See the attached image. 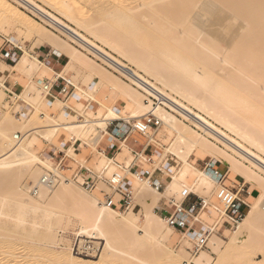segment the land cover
Returning <instances> with one entry per match:
<instances>
[{"label": "bare ground", "instance_id": "6f19581e", "mask_svg": "<svg viewBox=\"0 0 264 264\" xmlns=\"http://www.w3.org/2000/svg\"><path fill=\"white\" fill-rule=\"evenodd\" d=\"M14 1L37 13L46 22L47 26L37 27V32L30 30V36L36 42H48V46L54 48L56 58L63 54L69 62L77 64L76 74H84L85 83L95 78L109 79L113 83L111 87L124 95L121 113L111 108L105 112L98 107L93 110L78 101L72 107L61 98H55V104L62 109L60 122L45 116L49 125H43L33 118L35 126L26 130L27 115L18 118L20 123L8 117L3 120L5 125L0 127V186L5 185L6 180L11 182L9 184H16L27 175L35 181L25 188L26 191L14 183L11 187L6 183V190H9L6 192L13 201L12 218L16 227H25L32 215L34 227H40L45 221L51 222L47 227L50 233L53 225L62 224L67 211L70 216L74 214L81 220L80 237L105 242V257L91 260L77 259L66 252L67 248L54 255L49 249L54 243L48 241L30 246L34 256L42 258V262L47 260L49 264H147L144 254L154 250V256H158L152 258V262L181 264L179 257L168 255L166 247L159 246V249L155 244L166 243L175 230L154 210L165 193L157 191L149 180H142L129 170L127 175L135 178L132 184L134 201L145 210L142 223L139 216L129 219L134 208L125 216L109 208L95 194L75 185L62 184L54 190L42 188L35 194L32 187L38 185L44 168L50 169L51 165L37 156L35 146L39 139L31 135H38L45 128V133L39 134L45 141L52 142L63 131L68 136L67 141L98 148L105 135L110 134L107 129L113 121L119 123L120 134L128 131V136L133 138L136 132L134 122L154 114L161 120V126L146 134L149 143L157 144V132L162 128V132L174 140L167 151L183 163L175 176L167 173L171 181L165 191L176 194L182 189L174 195L181 200L185 189L196 193V187L206 194L212 186L218 187L210 172L198 170L190 163L194 156L203 161L209 158L211 163L216 160L228 167V175L244 180L264 194V0H222L224 4L218 2L221 0H86V5H93L95 13L88 18H81L78 13L81 10L75 9L77 2L74 0H43L62 15V19L34 0ZM6 13L14 20L5 16ZM0 16H4L8 20L6 24L13 27L20 14L18 9L0 0ZM27 22L31 21L27 19ZM50 28L68 39L58 37ZM17 45L24 53L20 61L15 66L0 62V71L4 68L28 73L41 71L38 81L42 84L50 83L49 77L55 75L54 79L64 77L24 46ZM90 55L101 60L102 64ZM104 65L110 66L114 72ZM66 70L71 73V68L66 67ZM5 90H8L5 79L0 77V102ZM41 95L28 93L27 98L41 104L46 98ZM74 97H78L77 87ZM153 99L158 100L157 105ZM40 118L44 119V116ZM132 121L131 130H128L127 125ZM16 128L23 132L22 137L15 132ZM94 132L97 133L93 135ZM140 140L146 142L147 138L141 136ZM175 146L179 149L174 150ZM127 153L132 156V148L122 143L117 156ZM101 155L104 156L102 167L106 156ZM132 161V157L126 159L128 168ZM188 177L194 178V185L183 183ZM69 202L72 207H67ZM2 205L3 210L8 207L7 202ZM0 214L3 211L0 210ZM38 218L41 224L36 222ZM139 232L144 235L140 236ZM260 233L264 240V195L250 205L232 232L231 240L253 244L259 254L264 251ZM183 234L187 236L189 233ZM5 246L9 255L13 256L12 253L17 251L15 246ZM10 250L14 252L10 253ZM140 250L143 253L137 256L135 253ZM220 250V247L215 248L223 259L225 255ZM242 256L246 259L242 258L240 262L248 264L249 253ZM207 258V254L202 253L197 263L209 264ZM256 264H264V260L258 259Z\"/></svg>", "mask_w": 264, "mask_h": 264}, {"label": "rangeland", "instance_id": "374dc122", "mask_svg": "<svg viewBox=\"0 0 264 264\" xmlns=\"http://www.w3.org/2000/svg\"><path fill=\"white\" fill-rule=\"evenodd\" d=\"M34 1L39 6H41L42 8L46 9L47 11L55 14L56 16H58L59 18L62 19V15H60L51 6L46 4L43 0H34ZM71 1H73V0H71ZM74 1L77 2V3H75L76 4L75 9L81 10L80 12L78 11L79 15L82 16L81 18H83V17L88 18L92 15H95V13L93 11L94 10L93 5H90L88 3L86 5V0H74ZM4 2L8 3V5H10L13 9H18V13L20 14V17H19V19L16 18L17 24H16V26L12 27V25L6 24V21H8V20L5 19L4 16H2V17L0 16V56L2 58H4L2 56L1 50L4 46V42L6 39L10 40L14 44H20V45L24 46V49H26L32 55L38 57L42 61H44V57L40 58L39 52L45 46L47 47V49H49L50 53L53 56H55L54 55V53H55L54 48L49 47L48 42H43V43L42 42H36V39L33 36H30L31 35L30 30H32V32H37V30H38L37 27H40L41 25L47 26L44 19H42L41 16L38 15L37 13L33 12L32 10H29L28 8H26L24 6H21L20 4H18L14 0H4ZM218 2H220L222 4L225 3L222 0L218 1ZM4 15L7 17H12L11 14H9V13H6ZM11 19L14 20L13 17ZM27 19H29L31 22H27ZM63 20L66 21L68 24L72 25L65 18ZM50 30L55 32L51 28H50ZM56 34L58 37H60L62 39H65V40L68 39L67 37L63 36L62 34H59V33H56ZM82 51L84 53H87L84 50H82ZM23 54H24L23 51L21 53H18V57L15 60V62L13 63V66H15L20 61ZM59 55H60V58L63 57L61 60L62 65H61V67H59V69H54L48 63H47V66L50 68H53L58 74H63L64 77H67L68 79H70L72 81V83L74 84V86L77 87V93H78V97L71 98L69 102H66L65 99H62V100H64V102L70 104L72 107H75L76 106L75 102L77 103V101H78V102L83 103L81 101L82 99L88 100V101H96V103L98 104V109L102 110L103 112H105L107 110V108H111L114 111L121 113L120 111L123 110V107H124L123 106L124 95L122 94V92H119L115 87L114 88L111 87L113 84L112 80L110 82L109 79H108L109 80L108 81V80H105V78H104V80H100V79L95 78L93 81H89V82L85 83V79H86V78H84L85 75L83 74V75L78 76L76 74L77 64H75L73 62H69L68 58L65 55H63V54H59ZM115 55H117V54H115ZM90 57L92 59H94L97 63L102 64L101 60L93 57L92 55H90ZM0 62H2V61L0 60ZM32 62H34L33 59H32ZM125 62H126V64L129 63L126 60H125ZM129 65L132 66L130 63H129ZM66 67L71 68V73L67 72ZM104 67L107 70L114 72V70L110 66L104 65ZM10 70L12 72L13 80H15L16 82H18L22 85V90L14 93V94L8 93L7 90H5L3 92L2 100L0 102V127L5 125L3 123V120L6 117H8L10 119H16L17 123L18 122L20 123V119H18V118H22L23 115H27L25 118L26 125H28L26 130H29L33 126H35V124H33L35 122V120L33 118H37L39 123H44L43 125H49L48 123H46V117L45 116L52 117L57 122H60V114H62V112H61L62 109L55 104V98L47 96V94L44 92V87L47 84H42L38 81L39 80L38 78H39L41 71L28 73L26 71L20 72V71H15V70L13 71L12 69H10ZM116 75L119 78H121L124 82H127V79H125L123 76H121L119 74H116ZM55 76L51 77V78L49 77V80H51L52 82L57 80V79H54ZM49 80L47 82H49ZM79 88L81 90L84 89L85 94L83 93V90L81 91ZM37 92H38V94L42 93V95L46 96V98L44 99L45 102H41V104H39V103H35L31 99L27 98L28 93H31L32 95H34V94L37 95ZM86 94L90 95V97L87 96ZM91 97L94 100H92ZM42 114L44 116V119L40 118V117L43 118ZM74 115L78 116L77 113H75ZM80 119L83 120L84 119L83 116H81ZM29 121L31 122V124H29ZM1 123H3V124L1 125ZM132 124H133V121H132V123H129V125H127L128 130L129 129L131 130ZM14 130L16 133H18L20 135V137H22V135H23L22 131H20L17 128ZM14 130H11V131L13 132ZM46 130H47L46 128L42 129V131L40 133L43 134V133H45ZM107 131H108V133L109 132L112 133V128L107 129ZM10 132L8 131L7 133L12 135V132L11 133ZM40 133H38V135L32 134L31 136L38 137L39 140L37 142V145L35 146V153L42 160H45V161H49L48 157H51L49 154V152L51 150H55V149L58 150V148L63 149L65 144L70 142V141H67L68 136L63 131L61 133H59L58 138L53 140L52 142H48V141H45L44 139H42L39 135ZM95 133H97V132H94L93 135H95ZM228 134H230V133L228 132ZM231 135L233 136V134H231ZM132 136H133V138L131 137L132 144H134L135 140L138 142L141 141L140 140L141 135L138 132H134V134ZM158 136H162V137H158ZM168 136H169L168 133L162 132V128L157 132V138H156L157 144L154 143L156 145V147L158 148V150L156 152H154V158L157 159V161L153 167L147 166L146 164L143 165L146 169H150V168H153V169L161 168V169H163L165 171V174L163 176H165V178L167 179V183L165 185H169L170 181H171V179L168 178L169 175L167 173H170V175L172 174L175 176L177 173H179V171L183 167V163L174 154L167 151V148L171 147L172 143L174 142V140L169 139ZM92 143H94V142H92ZM140 143L144 144L145 141L140 142ZM176 147L177 146L174 147V150ZM177 149H179V148L177 147ZM157 153H159V155H161V156L157 157ZM161 153H163V154H161ZM103 157L104 156L99 154V152L97 151V148L90 145L89 148H82V155L79 158L88 159V167L94 168L95 170H99V168H101V165L103 164V160H104ZM131 157H132L131 154L127 153L126 155H123V156L118 155L117 159H118V161L125 163L126 159L127 158L129 159ZM132 159H133V157H132ZM105 161H106V159H105ZM208 161H211V159L208 158V159L203 161V160L193 156L190 163L194 164V166L198 170L203 171L205 164ZM212 163H218L217 165L220 166L219 167L220 170L222 172L228 173V167L227 166L225 167V165H221L216 160H213ZM50 165H51V162H50ZM38 166L41 167L42 165L41 166L38 165ZM42 169H43V167H42ZM44 170H45V168H44ZM192 173H193V170H192V172H190V175ZM157 175L162 176V174H159V173ZM235 179L236 178L231 177L229 174L227 176V183L226 184L230 187H235V188H240L241 186L244 185L246 188V191L250 192L249 195L246 193H243V196H242V199L247 204L251 205V204L256 203L257 201H259L263 198L264 194H263L262 190L256 189L255 187L251 186L249 183L245 182L244 180H242L240 178L239 179L237 178L236 180ZM7 181L8 180H6V183L10 187L14 183L13 182L12 184H9L11 182L8 183ZM133 181H135V178L134 177L132 178V177L127 175L126 182H130V184H133ZM6 183H5V185L3 184V186H0V192H1L0 193V210L3 211V214L2 215L0 214V251L3 253V254L2 253L0 254V259H1L0 264H3L4 262H5L4 264H49V262L47 260H45V261L43 260L44 262H42L41 261L42 258H39V256H34L33 253L30 252V246L33 247V246L40 245L44 241L54 243L49 248L51 253L54 255L63 251L62 248H67L66 252L69 251V253L71 255H74V257H76L77 259L91 260V259H95V257L96 258H99L102 256L105 257V255H106V251L104 250L105 242L80 237L79 232L81 231V229L83 227V225L81 224L82 222L80 219L75 217L74 214H73L74 217L70 216L71 215L70 212H67V211L65 212L67 214H64V216H63L64 220L62 221V224L59 223V225H58V223H57V225H55V226L53 225L52 232H50V233L47 231V227L49 226V224L51 222L45 221L40 227H34L31 223L32 219L34 218V216H32V215L30 217L31 218L33 217V218L31 219L29 217L30 220L25 225V227L17 228L15 225V222L12 218L13 213H14L13 212L14 211L13 201H12L11 197H9L10 195H8V192H6L8 190V189L6 190V187H7ZM33 183H35V181H33L31 179V177L27 175L26 177L22 178L21 181H18V183H16V184L14 183V184L16 187L19 186L20 189H22L23 191H26L25 188L27 186L33 185ZM183 183H186L188 185H194L195 181H194V178L188 177L186 180L183 181ZM214 186H212V188L210 190H208L206 192V194L204 192H201L200 190H198L196 187H194V190L196 191L195 194H196V196H199L202 198H208L211 202V205L219 206V202H218V199L216 197V192H217L218 187H217V185H214ZM165 190L166 189H164V191L161 192V193H165L161 197V202L165 201V202L169 203L174 198L177 200L179 199L177 196H174V195H177L178 193H180L182 189L176 194L171 193L169 191H165ZM169 190H171V189H169ZM102 191L109 192L107 187L100 183L98 189L95 191L94 194L96 196H98L99 198H103L104 196L102 194ZM51 196H52V193L49 194V197H51ZM193 199H195V197ZM6 202L8 203V207L4 208V210H3L2 203H6ZM69 204H70V202L68 204H66V205H68L67 207H72ZM158 206H161V205L159 204ZM213 206L205 209L201 213L202 224L198 227L199 230L197 233H189L187 236H185L183 233H181L177 230H174L173 233L170 235L169 240L166 243L161 244L158 241L159 243H155L156 246H158V247L160 246L161 248L166 247L165 249H168V252H169L168 255H173V256L176 255L177 258L179 257L178 259H180L179 261L181 264H198L197 262H198L199 258H201L202 253L207 254V256H208L207 259L210 260L209 264H240L241 263L240 259H242V258L246 259L245 257L242 256L245 253H247V254L249 253L248 264H256V261L258 259L264 260V251H263V253L259 251V254H258V250L255 249V246L253 244H250V243L239 244V242H233L231 240L232 232L235 230V228L237 226H234V227L223 226L222 223L220 222V220H221L220 214L214 209ZM63 207H65L64 204H63ZM157 207H155V209H154L155 213L158 216L165 219V215H163L160 212V208L158 209ZM169 209H171L170 206H169ZM119 212H121V211H119ZM121 213H124V215L127 216L129 211H126V212L122 211ZM67 215H69V216H67ZM144 215H145L144 208L140 205V203L134 201V212L131 211V215H130L129 219L132 220L136 216L137 217L139 216V218L142 217V218H140V222L142 223V220L144 221V219H145ZM69 220H70V222H69ZM36 222L40 223L41 219H39V218L36 219ZM140 222H139V224H141ZM217 223H218V226L215 227V230L213 231V233L208 234L209 229ZM52 224H54V223H52ZM222 226H223V228H222ZM33 228L34 229L36 228L37 230H34ZM203 233L204 234L207 233V235L204 236ZM139 235L143 236L144 233L139 232ZM260 238L262 239V241H264L263 236H261V233H260ZM204 239H205V242L202 245V248L200 249L199 252L195 253L194 250L197 247V244L204 241ZM214 241H216V242H214ZM5 244L13 246V247L15 246L14 249L16 248V250H17V251L15 250L16 252L10 250V253L14 252V253H12L13 256L11 254L9 255V253H6V251H7L6 247L7 246H5ZM1 245H4V246H1ZM161 245H163V246H161ZM160 247H159V249H160ZM214 247L215 248L220 247V249H221L220 251L222 253H224L223 255H225L223 259H220V255L215 252ZM7 249H8V247H7ZM159 249H157V253H160L158 251ZM142 253H143V251L140 250V251L136 252L135 254H137V256H139ZM4 255H6V256L4 257ZM154 255H155L154 250L152 251V253L150 252V253L144 254V257L146 258L147 264L148 263L150 264L152 261H154V260H152V258H155L158 256V255L157 256H154ZM164 255L165 254L163 253V256ZM5 258H7V259H5ZM108 258H112V257L109 256ZM4 259L7 261V263ZM155 263L156 262H152V264H155Z\"/></svg>", "mask_w": 264, "mask_h": 264}, {"label": "built area", "instance_id": "2783aa9c", "mask_svg": "<svg viewBox=\"0 0 264 264\" xmlns=\"http://www.w3.org/2000/svg\"><path fill=\"white\" fill-rule=\"evenodd\" d=\"M2 56L6 60L17 59L18 53L22 52V49L6 39L4 46L1 50ZM76 87L67 77H58L57 80L47 83L44 87V92L52 98H61L68 100ZM154 100V104L157 105L158 100ZM114 126V127H113ZM161 126V120L154 114H149L141 121L134 122L133 128L141 136L147 138L144 144L138 141H134L135 144L140 146V150L132 149L133 161L131 167L128 168L125 163L118 161L117 154L121 150L117 149L114 155H106V151L101 148V143L98 146L99 154L106 156L104 165L95 170L88 167V159L79 158L82 155V148H89V145L80 143H73L72 141L65 144L63 149H55L49 152L51 157V168H45L37 186L32 187V191L38 194L40 189L54 190L62 184H70L80 187L90 194H94L98 189L99 184H103L107 187L109 192L102 191V201L109 207L116 211H130L134 208V190L133 185L130 182H126L127 170L138 176L142 180H149L152 186L157 191H164L165 184L157 174H165L161 168L146 169L143 165L153 167L156 163L154 159V152L157 151V147L154 143H149V137L146 134L150 129L157 130ZM109 128H112L113 137L121 140L122 143H129L131 136H128V131L120 134L121 128L117 121H113ZM108 128V129H109ZM107 137V136H105ZM102 142V141H101ZM218 163H211L208 161L205 164L204 170L210 172L217 180L218 189L216 197L219 202V206L211 205L208 198H202L196 196V194L188 189H185L181 194V200L172 199L168 204L171 207L170 211L165 210V220L168 226L181 233H197L199 226L202 224L201 213L211 206L220 214V222L223 226L234 227L238 222L243 219L248 208L250 207L243 199V193L250 194L246 191L245 186L240 188L230 187L227 183V172H222ZM169 179L170 176H168ZM195 197V199H193ZM219 222V223H220ZM215 224L212 226L208 234H212L215 230ZM202 233V232H201ZM204 234V233H203ZM207 233L204 234L206 236ZM206 239V238H205ZM197 244L194 252L197 253L202 248L205 242Z\"/></svg>", "mask_w": 264, "mask_h": 264}, {"label": "crops", "instance_id": "0c3cea01", "mask_svg": "<svg viewBox=\"0 0 264 264\" xmlns=\"http://www.w3.org/2000/svg\"><path fill=\"white\" fill-rule=\"evenodd\" d=\"M51 50V49H50ZM39 57L43 58L44 57V61H46L49 65H51L54 69H59V67H61V60L62 58H56L55 56H53L49 49H47V47L45 46L44 48H42L39 52ZM46 59V60H45ZM0 60L2 61V63H4L6 66H13V63L15 62V59L12 60H6L4 58H2L0 56ZM0 77H3L5 79V85L7 87V92L10 94H14L18 91L22 90V85L18 82H16L15 80H13L12 77V72L9 68H4L3 71H0ZM75 91H73L72 96H74ZM72 96L66 100V102H69L70 99L72 98ZM64 101V100H63ZM83 102V104H85L87 107L96 110V108L98 107V104L96 103V101H88V100H81ZM110 133V132H109ZM107 137H104L100 142L101 143V148L106 151V155H114L117 149L121 148V140H119L118 138H115L113 136L112 133H110L109 135H106ZM128 145L134 149V150H140V146L138 144H132V142L130 141L128 143ZM59 149V148H58ZM160 179L164 182V184L167 183V179L165 178V176H160ZM161 206H158L157 208H160V212L162 214H165L164 211H170L171 209H169V204L167 202H161L160 203Z\"/></svg>", "mask_w": 264, "mask_h": 264}]
</instances>
